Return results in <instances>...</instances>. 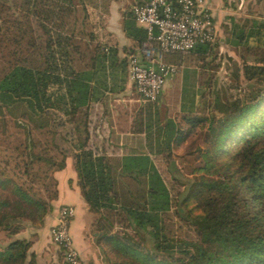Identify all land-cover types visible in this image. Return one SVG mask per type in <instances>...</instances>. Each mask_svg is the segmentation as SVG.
Here are the masks:
<instances>
[{
	"label": "trees",
	"instance_id": "trees-1",
	"mask_svg": "<svg viewBox=\"0 0 264 264\" xmlns=\"http://www.w3.org/2000/svg\"><path fill=\"white\" fill-rule=\"evenodd\" d=\"M6 2L0 1V233L11 237L43 225L58 197L53 173L70 156L88 210L98 214L91 224L96 242L114 251L112 264H264V21L235 30V47L255 57L242 55L236 69L235 80L241 74L247 81L240 94L216 92L208 114L183 116L185 131L153 111L159 98L139 113L134 131L145 132L150 152L166 156L207 124V144L197 148L200 174L181 199L183 212L175 210L194 227L197 238L185 241L167 235L169 191L144 146L116 157L92 141L110 98L125 90L129 55L147 39L132 9L122 15L129 44L119 48L106 31L105 0ZM214 43L191 52L202 59ZM183 56L162 57L180 66ZM103 210L116 211L137 238L113 232ZM147 237L151 249L142 246ZM31 243L7 241L0 264H35Z\"/></svg>",
	"mask_w": 264,
	"mask_h": 264
},
{
	"label": "crops",
	"instance_id": "crops-1",
	"mask_svg": "<svg viewBox=\"0 0 264 264\" xmlns=\"http://www.w3.org/2000/svg\"><path fill=\"white\" fill-rule=\"evenodd\" d=\"M105 1L107 4L104 12L106 15V31L111 36L112 41L115 42L119 48H122L129 44V39L122 29V15L131 10L136 0ZM260 1L261 0H205L217 35L213 47L236 48L234 44V41L237 40L235 37L236 28L239 26L246 27L252 24L254 17H250L249 13H251L252 8L254 9V7L258 6ZM261 3L263 8L264 0H262ZM136 54L140 55V50H137ZM188 54L187 56L185 55V58L197 56L196 52ZM199 70V65H192L185 60L184 63L178 67L177 73L166 80L158 101L153 103L154 112H157V114L163 112L164 117H159L160 119L164 120V118H170L179 125V122H177L179 119H176L177 114L183 119V116L195 110L199 100ZM176 85L178 89L171 94L172 88ZM181 87L183 91L179 92ZM139 101L135 93L133 81L130 79L128 73L125 90L110 98L107 114L98 118L95 129H92V141L96 143L99 149H104L108 156H124L131 152V150L139 148L142 144L144 146V150L142 151L151 159L153 158L152 154L154 152H150L149 149L146 148L145 132L134 131L139 117L136 119L134 116L132 120L128 119L126 121L120 120V114H123L125 109L132 105L127 103H139ZM117 103H121V108L124 110L121 111ZM143 104H141V101L140 104H138L140 105L138 107L139 113L144 110L146 104H144V106ZM96 109L97 112L101 111L98 107ZM162 122L160 124H162ZM56 177H58V197L56 203L58 206L70 204V206L74 208V217L70 224L74 243L83 257L99 263L98 253L93 248L92 241H89L85 236L87 228L91 226L94 220L93 217L95 214L88 210L87 204L81 195L80 189L76 183V172L72 166L70 156L66 158L65 168L58 171ZM56 215L57 211L52 217H48L46 224H54L56 222ZM39 238L40 240L38 239L37 242L43 244L47 243L50 237L39 236Z\"/></svg>",
	"mask_w": 264,
	"mask_h": 264
},
{
	"label": "rangeland",
	"instance_id": "rangeland-1",
	"mask_svg": "<svg viewBox=\"0 0 264 264\" xmlns=\"http://www.w3.org/2000/svg\"><path fill=\"white\" fill-rule=\"evenodd\" d=\"M0 1L2 2L3 0ZM261 1L259 2L257 7H254V9L252 8L251 13H249V15L252 18L254 17V19L256 20L264 21V9H263L264 7L262 8ZM9 4L10 5L12 4V0H7L6 7ZM6 12L7 10L4 11L1 16L4 17V14ZM1 19L2 17H0V20ZM216 39H217V35H216ZM255 43L256 41H254V38H251L250 44H255ZM81 51L83 53L88 52L85 46H81ZM185 55L187 56L189 54H184L181 65L186 60L188 63L192 65H199V69H200L199 70L200 72L198 74L199 100L197 102L195 110L192 111V113L195 114L196 116H205L206 114L209 113V105L212 104L213 98L216 97L215 96L216 92L218 95L222 97L224 96L232 97L240 94L241 92L240 90L242 88L246 89L247 81L244 79V77L240 74L238 81H236L234 74L236 72V69L241 66L242 55H245L246 58L250 61H253L255 59V57L250 53L246 54V52H244L243 54V51L241 52L240 48H230V47H220V46L212 47L209 50V52L206 54V56L202 59L198 58L197 56L196 57L191 56L190 58L189 57L185 58ZM164 59H166V57ZM76 66L79 68L82 67V64L79 62V60L76 61ZM177 89L178 86L176 85L174 88H172L171 94H173ZM182 91L183 89L181 87L179 92ZM117 104H118V108H120L121 111L124 110L121 108V103H117ZM127 104H132V105L126 108L123 114L122 113L120 114V120H124V121L128 119L132 120L134 116L137 119L139 117L138 107L140 105L138 104H140V101L139 103L131 102ZM141 104H143V102H141ZM187 114L190 115L189 113ZM158 116L160 118L164 117L163 112H161L160 114L158 113ZM176 119H179V121L177 122H179V126L183 131H185L190 127V124L186 123L183 119H181L179 114H177ZM206 125H204V127L195 126L193 129H191V132L186 136L183 142H181L178 145L175 144L172 146L171 153L168 156H166V153L158 154L154 152L152 154L153 158L151 160L154 163V165L157 167L169 191L171 208L167 213L169 219L165 222V227H166L165 230L168 236L173 237L175 239L191 241L197 238L194 231V227L184 222L182 219H180L179 216L176 214L175 210L180 209V211L183 212V208H181L182 205L180 203L181 199L183 198L187 190L188 184L191 182L193 177L200 174V172H198L196 168L202 165L203 161L202 158L199 156V152L197 148L204 149L207 144ZM10 126H11L10 129L13 130L11 123ZM36 136L40 139L44 138L41 134H36ZM190 152L192 153L190 154ZM57 173L58 171H55L53 173V177L55 178L58 186V179H57L58 177H56ZM56 201H57L56 199L51 201L52 209L46 215L42 226L33 227L27 225L21 231H19L17 234L11 237H6V235L2 232L0 233V246L4 245L7 241L13 238H28L32 242L29 252L34 253L35 264H55L57 262L64 261L62 250H60L51 241L50 229L53 226V224L51 225L50 224L48 225V223L46 224L48 217H52L53 214H55V212L60 207V205L58 206ZM94 214L95 215L93 219L96 220L98 218V214L96 213ZM103 214L108 218L109 222L113 224V229H112L113 232L121 236H123L125 232L133 236L135 239L137 238L134 231H132L130 228L124 227L120 223V216L117 214L116 211L103 210ZM71 229L72 228L70 227V232L72 234ZM94 231H95V227L91 225L89 228H87V233L85 234V236L88 238L89 241H92V246L98 253L99 263H97L92 259L83 257V255H81L80 251L76 247L80 253L82 260L84 261L85 264H112V260L116 258L113 256L114 251L111 249V247L108 244L105 243L103 244V247H100V245L96 242ZM45 235L50 237L48 238L49 241L43 244L38 243L37 240L38 239L40 240L39 236L46 237ZM142 246L144 247V249H151L152 243L150 237H147L146 240L142 242Z\"/></svg>",
	"mask_w": 264,
	"mask_h": 264
},
{
	"label": "built area",
	"instance_id": "built-area-1",
	"mask_svg": "<svg viewBox=\"0 0 264 264\" xmlns=\"http://www.w3.org/2000/svg\"><path fill=\"white\" fill-rule=\"evenodd\" d=\"M131 9L147 39L140 55H129L128 73L139 100L154 102L166 80L178 71L176 65L163 60V53L188 54L199 43H214L216 31L205 0H136ZM73 216L72 206L60 205L50 237L67 264H85L70 232Z\"/></svg>",
	"mask_w": 264,
	"mask_h": 264
}]
</instances>
